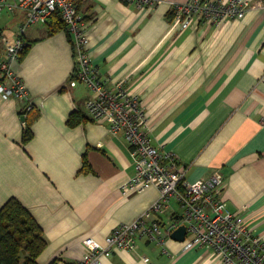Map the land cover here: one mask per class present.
Wrapping results in <instances>:
<instances>
[{"label":"crops","instance_id":"obj_1","mask_svg":"<svg viewBox=\"0 0 264 264\" xmlns=\"http://www.w3.org/2000/svg\"><path fill=\"white\" fill-rule=\"evenodd\" d=\"M186 1L139 9L121 0H78L90 62L106 89L120 86L138 97L150 143L186 167L187 182L221 176L217 197L264 242V1L250 0L240 20L218 27L194 21L181 30L170 13ZM2 13L12 19L0 27V61L3 41L18 37L24 19L20 11ZM23 41L27 51L10 67L27 99L0 96V208L17 200L42 230L46 248L37 264H82L86 238L103 243L159 191L121 195L134 174L132 152L122 134L87 118L92 92L74 77L71 37L32 25ZM30 109L36 118L22 145L21 113ZM72 114L83 118L74 127L67 125ZM174 202L154 216L161 225L179 215ZM185 245L140 237L135 250L113 249L96 264H221L210 251Z\"/></svg>","mask_w":264,"mask_h":264},{"label":"built area","instance_id":"obj_2","mask_svg":"<svg viewBox=\"0 0 264 264\" xmlns=\"http://www.w3.org/2000/svg\"><path fill=\"white\" fill-rule=\"evenodd\" d=\"M77 1L0 0V14L4 11L24 13L18 37L3 41L5 58L0 61V75L5 82L0 84V96L26 101V89L10 64L17 61L24 50L23 35L27 27H47L55 15L59 16L72 40L76 79L92 92V97L84 104L87 118L106 124L112 134H122L131 149L134 174L122 184L121 195L138 194L148 187H156L159 191L156 201L135 220L115 228L103 243L86 238L82 264H96L99 256L109 255L113 249L131 252L140 237L152 242L169 239L179 226L185 227L186 249L208 250L218 256L221 264H264V242L217 197L222 186L221 176L214 173L208 178L187 182L186 167L178 164L172 154L160 152L150 143L138 97L127 94L120 86L108 90L99 80L88 55V24L78 10ZM121 1L144 9L154 6L158 0ZM249 6L250 0H188L172 7L171 21L181 30L194 21L218 27L227 21L244 18ZM171 200L181 212L161 225L154 216L163 215Z\"/></svg>","mask_w":264,"mask_h":264},{"label":"trees","instance_id":"obj_3","mask_svg":"<svg viewBox=\"0 0 264 264\" xmlns=\"http://www.w3.org/2000/svg\"><path fill=\"white\" fill-rule=\"evenodd\" d=\"M264 1V0H262ZM172 12L170 19L172 20ZM87 23L88 20L84 18ZM46 27V26H45ZM48 34L63 31L67 35L66 26L62 23L59 16L55 15L51 19V23L46 27ZM0 30V38H1ZM27 46L24 47L18 60L26 53ZM76 78V75L74 76ZM4 79L0 75V84ZM24 118V128L22 131L21 144H25L31 138L30 124L36 118L32 115V109L25 110L21 113ZM83 121V118L77 114H72L67 120L70 127L77 126ZM84 170H88V166L84 161ZM46 248V241L43 237L42 230L26 211V209L15 199L8 200L0 208V264H37V259ZM49 264H59L56 259Z\"/></svg>","mask_w":264,"mask_h":264},{"label":"water","instance_id":"obj_4","mask_svg":"<svg viewBox=\"0 0 264 264\" xmlns=\"http://www.w3.org/2000/svg\"><path fill=\"white\" fill-rule=\"evenodd\" d=\"M185 234H186L185 227L179 226L178 228L173 230V232L170 234V239L175 242L182 243L184 241Z\"/></svg>","mask_w":264,"mask_h":264},{"label":"rangeland","instance_id":"obj_5","mask_svg":"<svg viewBox=\"0 0 264 264\" xmlns=\"http://www.w3.org/2000/svg\"><path fill=\"white\" fill-rule=\"evenodd\" d=\"M12 18H11V16H8L7 14H4V13H2L1 15H0V27L1 26H5V25H8V27H10V20H11ZM5 30V29H4ZM4 38V35H3V37H1L0 38V43H1V41H2V39ZM170 202H174L173 200H171ZM175 203V202H174ZM177 209H178V207H177ZM179 210V209H178ZM180 210H179V214H180Z\"/></svg>","mask_w":264,"mask_h":264}]
</instances>
